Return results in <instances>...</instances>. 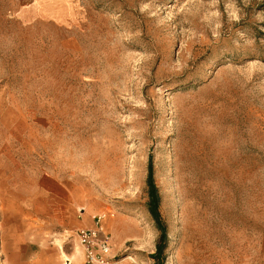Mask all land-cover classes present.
Returning <instances> with one entry per match:
<instances>
[{
  "label": "rangeland",
  "instance_id": "rangeland-1",
  "mask_svg": "<svg viewBox=\"0 0 264 264\" xmlns=\"http://www.w3.org/2000/svg\"><path fill=\"white\" fill-rule=\"evenodd\" d=\"M98 216L120 264H264V0H0V264Z\"/></svg>",
  "mask_w": 264,
  "mask_h": 264
},
{
  "label": "built area",
  "instance_id": "built-area-1",
  "mask_svg": "<svg viewBox=\"0 0 264 264\" xmlns=\"http://www.w3.org/2000/svg\"><path fill=\"white\" fill-rule=\"evenodd\" d=\"M95 220V227L78 229L75 233L84 264H120L113 256L112 239L104 232L105 217L98 216Z\"/></svg>",
  "mask_w": 264,
  "mask_h": 264
},
{
  "label": "trees",
  "instance_id": "trees-1",
  "mask_svg": "<svg viewBox=\"0 0 264 264\" xmlns=\"http://www.w3.org/2000/svg\"><path fill=\"white\" fill-rule=\"evenodd\" d=\"M148 185L150 187V197H151V200H150V213L152 214V217L157 221V224L159 225L161 231H162V238H161V242H163L165 239H166V234L164 232V229L162 227V224H161V218H160V215H159V199H158V194H157V189L153 183V180H148ZM164 246H163V243L159 244L157 246V254L156 256L154 257L155 260H157L156 264H162V255H163V252H164Z\"/></svg>",
  "mask_w": 264,
  "mask_h": 264
},
{
  "label": "crops",
  "instance_id": "crops-1",
  "mask_svg": "<svg viewBox=\"0 0 264 264\" xmlns=\"http://www.w3.org/2000/svg\"><path fill=\"white\" fill-rule=\"evenodd\" d=\"M88 222H86V224H83V228H89V227H91L92 228V226H90V223L89 224H87Z\"/></svg>",
  "mask_w": 264,
  "mask_h": 264
},
{
  "label": "bare ground",
  "instance_id": "bare-ground-1",
  "mask_svg": "<svg viewBox=\"0 0 264 264\" xmlns=\"http://www.w3.org/2000/svg\"><path fill=\"white\" fill-rule=\"evenodd\" d=\"M107 221V220H106ZM108 223V222H107ZM79 249H81V248H79ZM82 252V251H81ZM83 253V252H82Z\"/></svg>",
  "mask_w": 264,
  "mask_h": 264
}]
</instances>
